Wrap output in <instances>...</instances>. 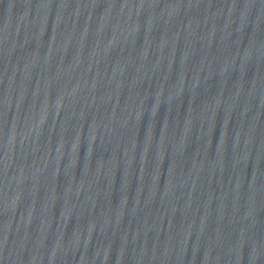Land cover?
<instances>
[{
	"label": "water",
	"instance_id": "water-1",
	"mask_svg": "<svg viewBox=\"0 0 264 264\" xmlns=\"http://www.w3.org/2000/svg\"><path fill=\"white\" fill-rule=\"evenodd\" d=\"M0 264H264V0H0Z\"/></svg>",
	"mask_w": 264,
	"mask_h": 264
}]
</instances>
